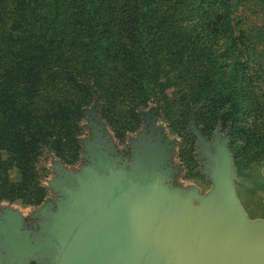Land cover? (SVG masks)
I'll use <instances>...</instances> for the list:
<instances>
[{"label":"rangeland","instance_id":"obj_1","mask_svg":"<svg viewBox=\"0 0 264 264\" xmlns=\"http://www.w3.org/2000/svg\"><path fill=\"white\" fill-rule=\"evenodd\" d=\"M230 1L245 63L234 98L203 99L172 125L126 70L104 94L81 98L73 130L64 123L69 108L55 103L46 126L58 124L41 131L27 172L6 170L0 264H168L173 253L180 264H203L197 229L218 173L245 225H264V0ZM85 57L66 62L83 69ZM29 82L43 99L63 88L48 76ZM141 203L153 208L140 212Z\"/></svg>","mask_w":264,"mask_h":264},{"label":"trees","instance_id":"obj_2","mask_svg":"<svg viewBox=\"0 0 264 264\" xmlns=\"http://www.w3.org/2000/svg\"><path fill=\"white\" fill-rule=\"evenodd\" d=\"M221 2L0 0V201L12 187L6 170L27 172L37 144L44 142L41 131L58 124L46 126L47 109L61 100L69 108L64 123L73 130L81 98L88 102L104 94L126 70L139 77L130 86H144L172 125L203 99L234 98L242 75L237 65L245 63L231 26V1ZM80 52L84 68L69 66L66 60ZM45 76L62 79L59 97L43 99L40 89H30V80ZM231 110L234 115L235 105Z\"/></svg>","mask_w":264,"mask_h":264},{"label":"water","instance_id":"obj_3","mask_svg":"<svg viewBox=\"0 0 264 264\" xmlns=\"http://www.w3.org/2000/svg\"><path fill=\"white\" fill-rule=\"evenodd\" d=\"M148 186L152 188L160 185L152 182ZM215 187L212 203L205 207L207 216L201 219L197 229L206 248L203 264H264V225H245L228 198L221 173L216 176ZM134 202L136 209L138 201ZM152 208L150 203H141L139 211ZM167 263L180 264L175 253L167 259Z\"/></svg>","mask_w":264,"mask_h":264}]
</instances>
